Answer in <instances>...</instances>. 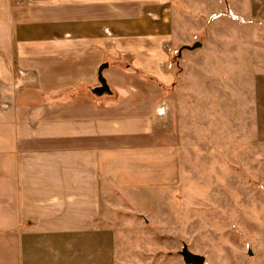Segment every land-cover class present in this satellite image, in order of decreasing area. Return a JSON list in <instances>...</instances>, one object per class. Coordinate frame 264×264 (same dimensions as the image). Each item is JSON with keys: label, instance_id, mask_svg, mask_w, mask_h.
Instances as JSON below:
<instances>
[{"label": "crops", "instance_id": "obj_1", "mask_svg": "<svg viewBox=\"0 0 264 264\" xmlns=\"http://www.w3.org/2000/svg\"><path fill=\"white\" fill-rule=\"evenodd\" d=\"M206 1L0 0V264H114L111 239L182 189L193 151L219 155L223 126L264 158V0ZM174 51L183 70L211 53L215 84L180 88Z\"/></svg>", "mask_w": 264, "mask_h": 264}, {"label": "rangeland", "instance_id": "obj_2", "mask_svg": "<svg viewBox=\"0 0 264 264\" xmlns=\"http://www.w3.org/2000/svg\"><path fill=\"white\" fill-rule=\"evenodd\" d=\"M201 16V24L212 25L215 20V13ZM199 23L192 15L187 32L194 34L195 40L210 38L214 29H198ZM176 53L172 55L173 63L180 67L178 73L184 72L177 81L180 88L196 86L199 73L210 75L208 85L215 84L216 66L211 53L202 52L201 60L200 56L187 60L184 70ZM249 81L250 78L238 79L240 97L244 98L239 102H245L247 97L249 102L252 100ZM223 82L226 85L230 79ZM213 104L207 105L208 115L215 114ZM223 106L228 109L229 119L230 101ZM223 133L230 143L229 125L223 126ZM229 143H223L217 157L209 151L204 158L191 153V175L186 173L183 177L182 189L163 199L150 213L142 214L141 226L137 221L127 222L126 231H122L125 236L111 239L112 246L113 242L114 248L118 246L111 257L114 264H187L180 255L184 245L203 255V264H264V158L251 159L246 151L234 156ZM183 161L186 166L188 158Z\"/></svg>", "mask_w": 264, "mask_h": 264}, {"label": "water", "instance_id": "obj_3", "mask_svg": "<svg viewBox=\"0 0 264 264\" xmlns=\"http://www.w3.org/2000/svg\"><path fill=\"white\" fill-rule=\"evenodd\" d=\"M200 43L196 42L193 44L192 48H195L199 46ZM105 66V64L101 65L99 68V79L102 80V77L100 75L101 69ZM180 255L185 263L187 264H203L204 263V256L200 254H196L191 252L186 245H184L180 251Z\"/></svg>", "mask_w": 264, "mask_h": 264}, {"label": "built area", "instance_id": "obj_4", "mask_svg": "<svg viewBox=\"0 0 264 264\" xmlns=\"http://www.w3.org/2000/svg\"><path fill=\"white\" fill-rule=\"evenodd\" d=\"M33 0H13L14 3L16 4H26V3H30Z\"/></svg>", "mask_w": 264, "mask_h": 264}]
</instances>
